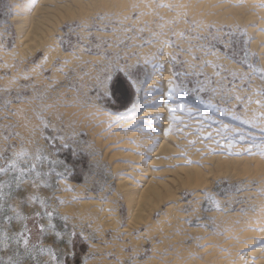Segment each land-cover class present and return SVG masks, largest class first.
Returning <instances> with one entry per match:
<instances>
[{"label": "rangeland", "instance_id": "374dc122", "mask_svg": "<svg viewBox=\"0 0 264 264\" xmlns=\"http://www.w3.org/2000/svg\"><path fill=\"white\" fill-rule=\"evenodd\" d=\"M12 1L0 0V6H4V10L0 9V48L6 57L0 59V261L7 264H76L73 253L75 235L79 236L87 246L86 253L80 258V264H105V262L107 264H147V262L150 264L151 258L152 264H218L221 259L234 258V255L237 258L241 248H244L243 235L253 230L259 235L264 221L262 213L264 212V205H262L264 204V176H262L264 175V134L255 126L260 120L264 122V64H262L264 26H259L264 23V0H261L262 2L247 0V4L245 0H213L216 3L212 0L207 2L206 0H195V2L183 0L186 4L183 3L182 7L179 6L182 0H174L177 3L169 0L168 2L172 3L171 6L167 0H128L129 4L127 0H115L116 5L113 0H104L105 3L100 0L103 1L102 4H99L101 2L98 0H83L84 2L80 0L78 5L81 8L77 5V9L75 5L73 9L83 10L87 6L85 8L87 10L84 9L87 16L83 15L84 10H79L78 13L71 8L72 13H67L74 14L76 19L64 21L60 26L55 21H58L60 17L59 19L51 17L54 19L46 20L43 10L42 13L38 12L39 16L38 14L35 17L31 16L36 23L31 21L28 15L35 7L47 6V4H39L40 0ZM110 1L114 2V5L109 3L112 7L106 3ZM209 1L212 2L209 4ZM226 3L229 5H225ZM121 4L126 6L125 10L121 9L123 7L120 6ZM197 4H202L200 10ZM248 4L251 7L246 6ZM100 5L106 8H101ZM174 5H176L175 8H179V13L178 10H174ZM188 5L191 7H189L190 10ZM218 5L225 7L219 6V9ZM232 6L235 7L232 8V12L244 8L243 13L246 14L240 15L243 14L242 10L237 13L239 17L235 14L238 11L228 13L227 10H231ZM239 6L242 7L239 8ZM161 8L168 9V12L164 9L163 12ZM247 8L249 11L246 10ZM257 8L261 10L259 12L261 15L257 12L260 11ZM144 9L146 15L140 12ZM224 9L226 14H223ZM125 11L127 14L124 13ZM182 11L187 15L189 12V15L181 16ZM209 12L211 16L208 17ZM149 13L152 14L151 18ZM125 14L128 16L125 17ZM173 14H177L178 18ZM233 14L236 16L233 17ZM248 14L254 19L246 18ZM76 15L82 17V21ZM163 15L166 17L165 20ZM214 15H218L219 18L221 15L222 18H228L229 24L222 18L220 25L211 24L212 19L218 18ZM193 16H201L202 21L197 17L194 19ZM13 17L20 18L23 22V24L20 23L21 26L23 25L25 30L28 27V30L31 29L30 31L37 33V37H33L35 35L33 33H31L33 35L29 33L32 37L30 35L25 37L26 33L20 36L15 29L16 24L11 21ZM146 17L149 18L146 19ZM238 18L246 22L240 23ZM234 19H237L235 23ZM26 22L29 23L25 25ZM38 22L40 25L37 24ZM44 24H49L48 26H52V29L47 26L44 28ZM39 26L40 30L41 27L46 29L45 33L39 30ZM37 27L38 31H35ZM43 40H47L46 44H49L50 49H54L50 50L52 53L60 48L83 64L67 68L65 72H59L62 78L56 82L52 72L55 68L59 69L61 64L55 59L53 64L50 63V67L45 69L43 51L47 45ZM40 43H44V47L40 46ZM149 45L154 51L157 49L155 51L157 56L163 55L166 48L170 50L166 49L169 55L171 54L169 62L176 81V95H178L176 100L193 105L200 114L214 117L211 127L217 130V133L223 134L222 138H226L227 132L231 134L223 140L224 143H230L231 140L232 145H235L234 148L239 147L236 149L241 150L240 153H231L225 158L223 156L225 154L212 153L213 157L223 156L224 161L227 158L231 161L232 165L230 162L227 165L230 170L226 165L220 170L226 175L219 176V171L216 170L211 176L209 175L210 177L204 173L206 179L201 188L187 189L181 187L178 181L171 182L169 188L172 194L169 197L165 196L166 199L164 198L163 202L161 197V200L155 199L151 192L142 194L143 184L137 181L136 176H126L123 175V171L115 170V167L122 169L123 166L127 168V165H135L140 156V152L135 150L133 145V138L128 134L136 131L138 127L129 128L124 125L136 121L139 114L146 109L143 105L142 89L149 81L150 68L141 63L138 52L147 46L149 48ZM241 45L244 47V52L241 51ZM35 48L38 50L34 51ZM88 56L96 59L95 62ZM85 58L89 61H84ZM3 59L4 61L6 59L5 63ZM230 61L240 66L242 70L232 68ZM38 76L44 79L42 83H38L39 79L41 80ZM118 81L122 82L121 86L129 92L128 101L124 107L122 102H117L119 95H114V88L120 85ZM62 91L65 92L64 99L60 98ZM254 103L258 104L259 110L256 111L258 107H255ZM121 107H123L122 110ZM94 108L101 113L108 112L115 116V121L106 126H102V122L94 125L87 117L81 118L76 115ZM252 108L257 116L255 113L253 116ZM253 119L254 122H250ZM139 125L142 126V124ZM92 131L96 132L95 137L91 136ZM116 134L122 135L117 138ZM237 137H240V140H237ZM96 138L101 140L99 144ZM115 138H117L116 141ZM107 139L113 141L108 142ZM140 140L142 141V138ZM252 145L254 148L250 147ZM58 146L63 149L59 150ZM215 147V151H218V146ZM256 147L258 151L255 150ZM247 148H252L259 154H249ZM66 149H70L73 156L84 154L88 159V167L83 170L80 182L68 180L73 173V168L57 154H64ZM126 155L128 157H125ZM255 155H259L258 158ZM130 156L132 157L129 158ZM237 157H240L239 160H243L244 164H248L236 163L233 166L239 161ZM251 171L256 174H252ZM257 174H262L263 180ZM120 177L131 178L132 194L117 190L116 183ZM207 177H209L208 180ZM141 202L144 204H140ZM109 209L113 211L112 214ZM102 213L104 215L101 216ZM105 214L109 216L106 217ZM163 216L169 217L170 221ZM130 217H132L130 226L132 229L122 232L123 227L129 226ZM252 217L253 220L249 221ZM30 219L35 220V226L41 232L40 240L33 245L30 243L27 230V221ZM147 223L149 229L146 227ZM239 224H242L240 226L243 229ZM237 226L241 228L240 231ZM147 231L152 232L149 234ZM257 235L253 233V236L257 237ZM207 239L213 242L210 243L209 240L207 242ZM92 245L96 246L92 248ZM237 246L241 248L235 249ZM214 248L216 255L211 254V252L214 253ZM213 260L217 261L213 262Z\"/></svg>", "mask_w": 264, "mask_h": 264}, {"label": "bare ground", "instance_id": "6f19581e", "mask_svg": "<svg viewBox=\"0 0 264 264\" xmlns=\"http://www.w3.org/2000/svg\"><path fill=\"white\" fill-rule=\"evenodd\" d=\"M12 1V0H11ZM15 1V0H14ZM83 1V0H82ZM90 1V0H89ZM95 1V0H94ZM97 1V0H96ZM99 2H101L100 0H98ZM104 1V0H103ZM102 1V2H103ZM107 1V0H106ZM113 1H115V0H113ZM130 1V0H129ZM129 1L127 0V2H128V4H129ZM151 1V0H150ZM159 1V0H158ZM169 0H167V3H169L168 2ZM173 2H175V1H177V0H172ZM181 1V0H180ZM183 1V0H182ZM205 1V0H204ZM213 1V0H212ZM212 1H209V4H210V2H212ZM215 1V0H214ZM213 1V3H216V2H214ZM217 1V0H216ZM225 1H227V0H225ZM231 1V0H230ZM235 1V0H234ZM246 1V2H245ZM244 2L247 4V0H245ZM249 1V0H248ZM253 1V0H252ZM257 1V0H256ZM256 1H254L255 3H256ZM261 1V0H260ZM13 2V1H12ZM84 2V1H83ZM83 2H82V5H83ZM98 2V3H99ZM102 2L101 3H99V4H102ZM112 1H110V2H106L107 4H109V3H111ZM120 2H122V1H120ZM126 2V1H125ZM125 2H123V4H125V5H128V4H126ZM136 2V1H135ZM134 2V3H135ZM163 2V1H162ZM161 2V3H162ZM179 2V1H178ZM192 2V1H191ZM194 2H195V0H194ZM205 2H207V0L205 1ZM229 2V1H228ZM237 2V1H236ZM262 2V1H261ZM80 3V0L78 1V0H40V2H39V4H47V6L46 7H42V5H38L37 7H35L34 8V10H32L33 12H31V14L30 15H28V16H30V18H31V16H34L35 17V15L36 14H38V12H41L42 13V10H43V13H44V18H46V20L47 19H49V18H51V17H57L58 19H59V17H60V21L58 22L57 20H55L56 21V23H58V25L60 26L61 25V23H63L64 21H67V20H71L72 21V19H74L75 17H74V14H71L72 13V11H70V9L72 8V10H76V9H73V6H75L76 5V7H77V5ZM86 3H87V1H86ZM104 3H105V1H104ZM103 3V4H104ZM117 3H118V1H117ZM137 3V2H136ZM159 3V2H158ZM165 3V2H164ZM175 3H177V2H175ZM174 3V4H175ZM182 3V4H181ZM180 4H179V6H183V3L184 4H186V2H181ZM201 3V2H200ZM229 3H231V2H229ZM253 3V2H252ZM258 3V2H257ZM90 4V3H89ZM91 4H92V2H91ZM90 4V5H91ZM106 4V5H107ZM112 5H114V2L113 3H111ZM119 4V3H118ZM117 4V5H118ZM123 4H121L120 6L122 7H120L121 9H126V8H124V7H126V6H124ZM166 4V3H165ZM164 4V5H165ZM170 4V6H171V4L172 3H169ZM196 4V3H195ZM199 4V3H198ZM197 4V5H198ZM207 4V3H206ZM224 4V3H223ZM249 4H251V2H249ZM246 5V6H250L251 7V5ZM86 5V4H85ZM105 5V4H104ZM115 5H116V1H115ZM142 5V4H141ZM145 5H146V3H145ZM144 5V7L146 8V6ZM161 5V4H160ZM192 5H194V3H192ZM196 5V6H197ZM201 5L202 4H200V5H198L199 6V10H200V7H201ZM204 5V4H203ZM214 5V4H213ZM225 5H229V4H225ZM258 5H259V3H258ZM257 5V6H258ZM109 6H111L110 4H109ZM119 6V5H118ZM132 6H133V4H132ZM165 6H167V5H165ZM164 6V7H165ZM175 6L176 5H174V10L176 9V11L178 10V13L180 12V10H179V8L177 9V8H175ZM181 6V7H182ZM187 6V5H186ZM196 6H195V8H196ZM206 6V5H205ZM205 6H204V8H205ZM209 6V5H208ZM207 6V7H208ZM219 6H221V5H218V7L217 8H219ZM78 7H80L81 8V6L80 5H78ZM78 7H77V9H78ZM100 7H101V5H100ZM102 7H104V6H102ZM101 7V8H102ZM108 7V6H107ZM112 7V6H111ZM110 7V8H111ZM128 7V6H127ZM135 7V6H134ZM136 7H138V6H136ZM148 7V6H147ZM190 6L188 5V10H190V8H189ZM194 7V6H193ZM206 7V8H207ZM216 7H214V8H216ZM222 8H224L225 6L223 5V6H221ZM238 7V6H237ZM237 7H236V9H237ZM242 7V6H241ZM240 6H239V8H241ZM256 6H254V8H255ZM80 8H79V10H80ZM85 8H87V6H85ZM84 8V9H85ZM104 8H106V6L104 7ZM110 8H107V9H110ZM117 8H119V7H117ZM116 8V10L118 11V9ZM142 8V7H141ZM141 8H140V10H141ZM150 8V7H149ZM151 8H152V6H151ZM169 8V7H168ZM184 8H186L185 7V5H184ZM203 8V7H202ZM221 8V9H222ZM231 8V10L229 9V10H227L228 11V13H230V11H231V14L232 13H235L236 11H238V12H236L235 14H237V13H240V11L242 10V12L241 13H243V9H241L240 11L239 10H236V9H234V11L235 12H232V8H235V7H230ZM83 9V10H84ZM107 9H104V10H107ZM128 9V8H127ZM135 9H137V8H135ZM143 9V8H142ZM148 9V8H147ZM146 9V10H147ZM162 9V8H161ZM161 9L159 10V12L161 11ZM164 10H166L165 8H163ZM162 9V11L164 12V10ZM171 9H172V7H171ZM181 9V8H180ZM210 9H212V8H210ZM210 9H208V10H210ZM220 9V8H219ZM257 9H259V8H257ZM264 9V8H263ZM79 10L77 11L76 10V12H78L79 13ZM82 9L80 10V11H83ZM85 10H87V9H85ZM84 10V13H83V15L85 14L86 15V11ZM123 10V11H124ZM139 10V11H140ZM149 11H150V9H148ZM147 10V11H148ZM183 10H185V9H183ZM199 10H195L196 12H198ZM246 10H248V8L246 9ZM260 10V9H259ZM129 11V10H128ZM146 11V12H147ZM167 12H168V9L166 10ZM203 11H204V9H203ZM206 11V10H205ZM215 11H216V9H215ZM215 11L213 10V12L215 13ZM220 11V10H219ZM249 11V10H248ZM253 11V10H252ZM264 11V10H263ZM67 12H71V13H67ZM76 12H74L75 14H76ZM121 12V11H120ZM140 12H143V14H145L144 12H145V9H144V11H140ZM156 12V11H155ZM174 12V11H173ZM196 12H195V14H196ZM199 12H201V11H199ZM207 12V11H206ZM255 12V11H254ZM258 13L259 12H261V10L260 11H257ZM257 12H255L256 14H257ZM40 13V14H41ZM67 13V14H66ZM82 13H81V16H82ZM124 13H126V11L124 12ZM123 13V14H124ZM139 13V12H138ZM152 13H153V10H152ZM175 13H177V12H175ZM184 13V11H182V14H181V16L182 15H185V14H183ZM192 12H190V14H191ZM203 13H205V12H203ZM210 13L211 12H209V14H208V17L209 16H211L210 15ZM251 14H252V12H250ZM127 14V13H126ZM126 14H125V17H127L126 16ZM129 14V13H128ZM162 14V13H161ZM220 13H218V15H219ZM223 14H226L225 13V9H224V11H223ZM235 14H233V17L234 16H236ZM246 14V13H245ZM244 13L243 14H240V15H245ZM250 14V15H251ZM260 14V13H259ZM79 15V14H78ZM140 15H142V14H140ZM146 15V14H145ZM144 15V16H145ZM149 15H150V13H149ZM152 15V14H151ZM151 15H150V18H151ZM158 15V14H157ZM165 15V14H164ZM163 15V17H164V20L166 19V15L164 16ZM168 15H170L169 13H168ZM174 16L176 15V17H177V14H173ZM187 15V14H186ZM188 15H189V12H188ZM187 15V16H188ZM192 15V14H191ZM198 15V14H197ZM207 15V14H206ZM218 15H214V17H217ZM253 15V14H252ZM261 15V14H260ZM38 16H39V14H38ZM77 16V15H76ZM87 16V15H86ZM159 16V15H158ZM179 17H180V15H178ZM202 16H203V14H202ZM222 16V15H221ZM220 16V18H219V16H218V18H216V20L218 21V22H213V21H216V20H213L212 19V23L211 24H213V23H218L219 24V22H220V19L222 18ZM230 16V15H229ZM229 16H227V17H229ZM257 16V15H256ZM262 16H263V14H262ZM25 17V16H24ZM37 17V16H36ZM78 17V16H77ZM123 17H124V15H123ZM123 17L121 18V19H123ZM168 17V16H167ZM171 17H173V16H171ZM176 17H174V18H176ZM186 17V16H185ZM192 17V16H191ZM196 18L197 16H193V18ZM214 17H212V18H214ZM225 17V16H224ZM237 17H239L238 16V14H237ZM242 16H240V18H241ZM246 18H248V17H252L251 19H254V17L253 16H249V14H248V16L246 15L245 16ZM264 17V16H263ZM82 18V17H81ZM80 17H78V19L79 20H81L82 21V19H81ZM84 18V17H83ZM86 18V17H85ZM138 18H139V16H138ZM142 18H143V15H142ZM149 17H146V19H148ZM160 18V17H159ZM178 18V17H177ZM193 18H191V19H193ZM194 18V19H195ZM200 19V18H202L201 16H199V17H197V19ZM207 18V17H206ZM29 19V18H28ZM33 19L34 18H31V21L33 22ZM36 19V18H35ZM41 19H43V18H41ZM54 18H51V20H53ZM56 19V18H55ZM76 19V18H75ZM87 19H88V17H87ZM169 19H171L170 17H169ZM168 19V20H169ZM210 19H211V17H210ZM222 19H226V18H222ZM221 19V20H222ZM228 19V18H227ZM226 19V22L228 21ZM229 19H230V17H229ZM233 19V18H232ZM245 19V18H244ZM250 19V18H249ZM257 19V18H256ZM37 20H40V19H37ZM86 20V19H85ZM173 20V19H172ZM201 20V19H200ZM208 21H209V19H207ZM235 20V19H234ZM237 20V19H236ZM236 20L234 21V23L236 22ZM238 20H239V18H238ZM247 20V19H246ZM258 20V19H257ZM263 20V19H262ZM11 21L12 22H14L15 24H16V30H17V32L19 33V35L20 34H22V33H26V36L25 37H28V35H30L31 33H33V34H35L34 32H32V31H30V30H28V27H27V29L25 30V28H24V26L22 25L21 26V24H23V22H22V20L20 19V18H18V17H13L12 19H11ZM35 21V20H34ZM41 21V20H40ZM43 21V20H42ZM50 21V20H49ZM87 21V20H86ZM194 21V20H193ZM202 21V20H201ZM204 21H205V19H204ZM223 21H225V20H223ZM230 21H231V19H230ZM239 21H241V20H239ZM242 21H244V22H246L245 20H243L242 19ZM242 21L240 22V23H242ZM251 22H252V20H250ZM250 21H247V22H250ZM31 22V23H32ZM43 22H46V21H43ZM51 22H53V23H55L54 21H51ZM85 22V21H84ZM135 22V21H134ZM133 22V23H134ZM211 22V21H210ZM226 22H224V23H226ZM232 22V21H231ZM261 22H263V21H261ZM21 23V24H20ZM27 23H29V22H26L25 23V25H27ZM33 23H36V22H33ZM40 22H38L37 24H39ZM42 23V22H41ZM136 23V22H135ZM134 23V24H135ZM208 23V22H207ZM233 23V24H234ZM237 23H238V21H237ZM239 23V24H240ZM37 24H35L36 26H38ZM45 24H47V23H45ZM44 24V28H45V26H47V27H49L48 25H45ZM102 24V23H101ZM204 24V23H203ZM205 24H206V22H205ZM205 24H204V26H205ZM227 24V23H226ZM228 24H229V21H228ZM243 24H245V23H243ZM247 24V23H246ZM258 24H260V23H258ZM264 24V23H263ZM259 25V26H264V25ZM40 25V24H39ZM43 25V24H42ZM52 25V24H51ZM54 25V24H53ZM207 25V24H206ZM209 25V24H208ZM220 25V24H219ZM236 25V24H235ZM238 25V24H237ZM240 25H242V24H240ZM29 26V25H28ZM55 26H57V25H55ZM54 26V27H55ZM216 26V25H215ZM218 26V25H217ZM31 27L33 28V25H31ZM52 27V26H51ZM51 27H49V28H51ZM257 27V26H256ZM30 28V27H29ZM58 28V27H57ZM61 28V27H60ZM52 29V28H51ZM250 29V28H249ZM256 29V28H255ZM35 31L37 30L38 31V27H37V29H34ZM39 30H40V26H39ZM43 30V32L46 30H44L42 27H41V30L40 31H42ZM50 30V29H49ZM29 31V32H28ZM250 31H251V29H250ZM52 32V31H51ZM253 32V31H252ZM30 33V34H29ZM45 33V32H44ZM50 33V32H49ZM48 33V34H49ZM33 34H31V35H33ZM47 34V33H46ZM46 34H43V35H45L46 36ZM30 35V37H32ZM37 35V33L35 34V35H33V37L35 36V37H37L36 36ZM107 35H109V34H107ZM106 35V36H107ZM111 35V34H110ZM21 36V35H20ZM39 36V35H38ZM41 36V35H40ZM48 36V35H47ZM49 36H51V35H49ZM258 36V35H257ZM25 37H23V39H25ZM29 37V38H30ZM43 37V36H42ZM109 37V36H108ZM263 37V36H262ZM20 39V38H19ZM35 39V38H34ZM39 39H42V38H39ZM43 39H44V37H43ZM46 39H48L47 37H46ZM263 39V38H262ZM261 39V40H262ZM38 40V39H37ZM258 40V39H257ZM28 41H30V39L28 40ZM28 41H27V43H28ZM44 41V40H43ZM50 41V40H49ZM132 41H134L133 39H132ZM264 41V40H263ZM19 42L20 43H23V41H20L19 40ZM32 42V41H31ZM35 42V41H34ZM37 42V41H36ZM38 42H40V40H38ZM42 42V41H41ZM46 42H48L47 40H45L44 41V43L46 44ZM51 42V41H50ZM131 42V41H130ZM30 43V42H29ZM44 43H40L39 45L41 46H43V44ZM26 44V43H25ZM25 44H23V46L25 45ZM136 44V43H135ZM138 44V43H137ZM160 44V43H159ZM256 44V43H255ZM22 45V44H21ZM27 45V44H26ZM32 45V44H31ZM34 45H36V44H34ZM47 46H45V49H44V57H43V59H44V61H43V65L46 67L45 69H47L48 67H50V63H52L55 59L56 60H59V63L61 64L60 66V68L59 69H54V71L52 72V73H54V77H55V79H56V82L58 81L59 82V80H61V75L59 74V72H65L66 71V69L67 68H73V67H77V65H81V64H83L82 62H77V59H76V57H75V59L72 57V55H70L69 53H65V52H63L60 48H58V50L57 51H55L54 53H52L50 50H54V49H50V46H49V44H46ZM29 46V45H28ZM39 46V50H40V47ZM157 46H158V44H157ZM34 47H37V46H34ZM44 47V46H43ZM109 47H111V46H109ZM148 47V46H147ZM147 47H145V49H141L139 52H138V59L141 61V63H143V64H145V65H147L149 68H150V78H149V81H148V83L144 86V88L142 89V97L144 98V100H143V105H145L146 106V109H144V111H142L140 114H139V116H138V118H137V120L135 121H131L130 123H127L126 125H124V126H126V127H129V128H131V127H134V126H137L138 128H137V130L136 131H133L132 133H128L129 135H131V137L133 138V140H134V142H133V145H134V147L136 148L135 150H138L140 153V156L138 157L139 159H137V161L134 163L135 165H127L126 167L127 168H125L124 166L122 167V169H120L121 167H115V170H120V171H123L124 172V174L123 175H126V176H136L135 178L137 179V181L139 182V183H141V184H143V186H141L142 188H144V190L141 192L142 194H144L145 192H151L152 194H153V197L155 198V199H160V197H161V199H162V202H163V199L165 198V196L166 197H169L170 196V194H172L171 192H170V188H169V183H171V182H176V181H178V182H180L181 183V187L183 186L184 188H187V189H192V188H201V186L203 187V184H204V180L206 179V175H204V173L205 174H207L208 176L210 175L211 176V174L213 173V171H219V176L220 175H226L225 173H221L220 172V170H222L223 169V167L225 168V166L224 165H226V167H227V165L229 164L228 162H230V164H231V161H228L227 159L224 161V158L225 157H227V155H230L231 153H234V154H236V153H238L239 151L241 152V150L240 149H236V148H239V147H235L234 148V146L235 145H232V143H231V140H230V143H227V144H225L224 143V139H226V138H228L231 134H229L227 131V133L225 134V137L226 138H222L224 135L223 134H219V133H217L216 131H215V129L214 128H212L211 127V123H213L214 122V117H212V116H208V115H203V114H200V112L198 111V109L196 108V107H194L193 105H191V104H189V103H184V102H179V101H177L176 100V96H178V95H176V81H175V79H174V77H173V73H172V69H171V67H170V62H169V56L171 55H169V52L168 51H170L168 48H164L165 50L163 51V55H161V56H157L156 54H155V51L157 50L156 48V46H155V51H154V49H152V48H150L151 47V45H149V48H147ZM159 47V46H158ZM23 48V47H22ZM154 48V47H153ZM27 49H28V47H27ZM32 49H33V47H32ZM113 49V48H112ZM38 50V48H35L34 49V51H37ZM262 50V49H261ZM130 51V50H129ZM137 51H138V49H137ZM262 51H264V49L262 50ZM80 52V51H79ZM78 52V53H79ZM74 55V54H73ZM84 56V55H83ZM86 56H87V54H86ZM5 57V53H3V51L1 50V48H0V59L1 58H4ZM79 57V56H78ZM82 57V56H81ZM81 57H80V61H81ZM85 57V56H84ZM89 57V56H88ZM6 58V57H5ZM90 59H91V61H94L95 62V60L96 59H93V58H91V57H89ZM84 59V58H83ZM171 59V58H170ZM86 60H88V58H85V60L84 61H86ZM101 60V59H100ZM1 61V60H0ZM3 61H4V59H3ZM5 61H6V59H5ZM5 61H4V63H5ZM89 61V60H88ZM76 62L78 63V64H76ZM99 62V61H98ZM139 62V61H138ZM228 62V61H227ZM264 61H262V64H264L263 63ZM56 63V62H55ZM54 63V64H55ZM97 63V62H96ZM3 64V63H2ZM53 64V63H52ZM225 64V63H224ZM7 65H8V62H7ZM91 65V64H90ZM89 65V66H90ZM93 65V64H92ZM91 65V66H92ZM230 65L232 66V68H236L238 71H241L242 70V68L240 67V66H238V65H236L235 63H233L232 61H230ZM229 65V66H230ZM2 66V65H1ZM6 66V65H5ZM10 66V65H9ZM227 66V65H226ZM225 66V67H226ZM228 66V67H229ZM11 67V66H10ZM9 67V68H10ZM42 67V66H41ZM224 67V66H223ZM1 68V67H0ZM44 68V67H43ZM58 68V67H57ZM93 68V67H92ZM3 69V68H2ZM11 69V68H10ZM34 69V68H33ZM35 70V69H34ZM236 70V71H237ZM89 71H91V70H89ZM236 71H234L235 73H236ZM237 71V72H238ZM31 72H33V70L31 71ZM35 72V71H34ZM44 72V71H43ZM230 72V71H229ZM91 73V72H90ZM242 73V72H241ZM63 74V73H62ZM63 76V75H62ZM241 76V75H240ZM238 77V76H237ZM38 78H41V77H39L38 76ZM37 78V79H38ZM50 79H53V78H50ZM64 79V78H63ZM44 81V79H42L41 78V80L39 79V81H38V83H42ZM37 82V81H36ZM35 82V83H36ZM54 83V82H53ZM52 83V84H53ZM51 84V85H52ZM55 85V84H54ZM141 87V86H140ZM48 88V87H47ZM64 91H65V89H64ZM64 91H62L61 93H60V98L61 99H64ZM69 92V91H68ZM71 92V91H70ZM141 92V91H140ZM25 93V92H24ZM71 94V93H70ZM169 96H171L172 97V99H169L168 97ZM66 97V96H65ZM141 97V98H142ZM179 98V97H178ZM69 99V98H68ZM72 99V98H71ZM59 100V99H58ZM70 100V99H69ZM75 100V99H74ZM179 100V99H178ZM62 101V100H61ZM142 101V100H141ZM60 102V101H59ZM75 102V101H74ZM74 102H72V103H74ZM65 103H67L66 101H65ZM69 103V102H68ZM255 104V107H258L257 105H256V103H254ZM253 104V105H254ZM181 106L183 107V111H181ZM247 106V105H246ZM249 107H251L250 105H248ZM248 107V108H249ZM246 108V107H245ZM72 109H74V108H72ZM71 109V110H72ZM170 109H172L173 111H169ZM260 108L258 107V109H256V111L257 110H259ZM71 110H69L71 113H72V111ZM215 110V109H214ZM246 110V109H245ZM253 112V116H254V113H255V110H254V108H252L251 109ZM250 110V111H251ZM68 111V112H69ZM74 111V110H73ZM76 111V110H75ZM218 110L216 109V112H217ZM224 111V110H223ZM249 111V110H248ZM69 112V113H70ZM76 112H78V110L76 111ZM75 112V113H76ZM69 113H67V114H69ZM220 113V112H219ZM226 113H228V112H226ZM249 113V112H248ZM258 113H259V111H258ZM213 114V113H212ZM71 115V114H70ZM75 115V114H74ZM73 115V116H74ZM77 115V117H81V118H83V117H87L88 118V120L90 121V122H92V123H94V125H95V123H97V122H102L103 123V125L102 126H106L108 123H110V122H113V121H115V119H116V117L115 116H113V115H110L108 112H99V111H97V109H89V110H87V111H82L81 113H77L76 114ZM225 115V114H224ZM255 115L257 116V114L255 113ZM67 116V115H66ZM227 116V115H226ZM230 116V115H229ZM259 117H260V114H259ZM259 117H258V119H259ZM257 118V117H256ZM254 119H255V117H254ZM254 119H253V121H250V122H254ZM263 119V118H262ZM85 120V119H84ZM249 120V119H248ZM250 120H251V118H250ZM78 121H79V119H78ZM82 121V120H81ZM87 121V120H86ZM263 121H264V119H263ZM82 123H84V122H82ZM101 123V124H102ZM139 124H142V126H140ZM92 126V125H91ZM222 126V125H221ZM254 126V125H253ZM255 126L257 127L256 129H258V130H260V131H263L262 133L264 134V122H262L261 120L259 121V122H257L256 124H255ZM84 128V127H83ZM89 128H90V126H89ZM94 128V127H93ZM222 128H225V127H222ZM231 128V127H230ZM87 129V131H88V128H86ZM101 129V128H100ZM234 129H236V128H234ZM255 129V130H256ZM90 130V129H89ZM97 131H98V128H97ZM225 131V130H224ZM236 131V130H235ZM257 131V130H256ZM130 132H131V130H130ZM96 132H93L92 131V133H91V136L92 137H95L94 136V134H95ZM120 134H118V136H117V134H116V136H117V138L118 137H120L119 136ZM257 135V134H256ZM262 136V135H261ZM91 137V138H92ZM112 137V136H111ZM127 137H128V135H127ZM263 137V136H262ZM114 138V137H113ZM113 138H111V139H113ZM117 138H115V141H116V139ZM140 138H142V141L140 140ZM242 138V137H241ZM93 139V138H92ZM229 139H232V138H229ZM96 140H97V138H96ZM108 140V142H110V141H113V140H110L109 141V139H107ZM237 140H240V137L238 138L237 137ZM114 141V142H115ZM96 142V141H95ZM101 142V140H97V144H99ZM234 142H235V140H234ZM240 143V142H239ZM259 143V142H258ZM104 144V143H103ZM108 144V143H107ZM110 144V143H109ZM236 144V143H235ZM263 144H264V142H263ZM258 146H259V144H257ZM112 147H113V145H111ZM110 146V147H111ZM117 146V145H116ZM120 146V145H119ZM125 146V145H124ZM215 146H218V151H215ZM249 146V145H248ZM247 146V147H248ZM262 146V145H261ZM109 147V149H111ZM250 147H253V145L252 146H250ZM249 147V148H250ZM114 148V147H113ZM123 148V147H122ZM132 148V147H131ZM242 148V147H241ZM246 148V147H245ZM249 148H247V149H249ZM254 148V147H253ZM133 149V148H132ZM246 149V150H247ZM257 149V147L255 148V150ZM262 149H263V147H262ZM128 150V149H127ZM217 150V149H216ZM255 150H253L252 148L251 149H249V154H254L255 152ZM257 151H258V149H257ZM256 151V152H257ZM263 151V150H262ZM214 152H218V153H221V154H225V155H223L224 156V158H223V156H218V157H213V156H211V154L212 153H214ZM239 152V153H240ZM242 152H244V151H242ZM262 153V152H261ZM221 154H219V155H221ZM255 154H259V152H257V153H255ZM264 154V153H263ZM208 155V156H207ZM256 156V155H255ZM257 156H259V155H257ZM256 156V157H257ZM125 157H128V155H126ZM132 156H130L129 158H131ZM229 157V156H228ZM244 157V156H243ZM246 157V156H245ZM244 157V158H245ZM256 157H255V159H256ZM113 158V157H112ZM240 158V157H239ZM239 158L237 157L236 159L237 160H239ZM252 158H254V157H252ZM258 158V157H257ZM135 159V158H134ZM249 159L251 160V157L249 156ZM132 160V159H131ZM250 160H248V162L250 161ZM227 161V162H226ZM235 161V160H234ZM243 160H239V161H237V162H235L234 163V165L233 166H235V164L236 163H238V165H239V163H243L242 162ZM263 161V160H262ZM261 161V162H262ZM227 163V164H226ZM251 163V162H250ZM244 164V163H243ZM243 164L241 165V166H243ZM246 164H248V163H246ZM246 164H244V165H246ZM262 164H263V162H262ZM232 165V164H231ZM238 165H236V166H238ZM251 165H253V164H251ZM254 166V165H253ZM262 166V165H261ZM229 167V166H228ZM227 167V168H228ZM239 167V166H238ZM247 167V166H246ZM246 167H245V169H246ZM258 167V166H257ZM222 168V169H221ZM231 168H233V167H231ZM248 168H249V166H248ZM247 168V169H248ZM263 168H264V166H263ZM262 167H261V169H263ZM158 169H160V170H158ZM162 169V170H161ZM254 169V168H253ZM260 169V168H259ZM260 169V170H261ZM229 170H230V167H229ZM256 170V169H255ZM254 170V171H255ZM223 171H225V170H223ZM245 171H247V170H245ZM248 171H249V169H248ZM262 171V170H261ZM260 171V172H261ZM246 173V172H245ZM251 173H252V171H251ZM259 173V172H258ZM252 174H256V173H252ZM248 175H250V174H248ZM258 176H260L261 177V175H259V174H257ZM209 176V177H210ZM257 176V177H258ZM262 176H264V175H262ZM209 177H207V180H208V178ZM259 177V178H260ZM158 178H160V179H158ZM262 178V180H263V177H261ZM260 178V179H261ZM130 179L131 178H129V179H125V178H118V180H117V183H116V186H117V190L118 191H127V194H130L131 192H132V185H131V181H130ZM261 180V181H262ZM130 181V182H129ZM260 181V182H261ZM72 184H74V183H72ZM140 184V185H141ZM205 184H206V181H205ZM260 184V183H259ZM263 184V183H262ZM171 185V184H170ZM264 185V184H263ZM263 185H262V187H263ZM132 194V193H131ZM173 194H175V193H173ZM162 196H164L163 198H162ZM175 196V195H174ZM196 196V195H195ZM197 197H198V195H197ZM143 199H145V198H143ZM160 199V200H161ZM166 199V198H165ZM164 199V200H165ZM126 200V199H125ZM261 201H263V200H261ZM261 201H259L260 203H262ZM201 202V201H200ZM89 203H91V202H89ZM93 203V202H92ZM158 203V202H157ZM86 203H84V205H85ZM140 204H144V203H140ZM156 204V203H155ZM163 204V203H162ZM82 206L81 207H83V204H81ZM86 205H88V203L86 204ZM91 205V204H90ZM97 205V204H96ZM149 205V204H148ZM157 205V204H156ZM262 205H264V204H262ZM78 206H80V205H78ZM93 206V205H92ZM101 206H102V204H101ZM87 207V206H86ZM99 207V206H98ZM108 207V206H107ZM143 207V206H142ZM78 208V207H77ZM80 209V208H79ZM141 209V208H140ZM264 209V208H263ZM138 210V209H137ZM109 211H111L110 209H109ZM79 213V212H78ZM82 213H85V212H82ZM113 213V211H111V214ZM260 213H261V211H260ZM259 213V214H260ZM263 214H264V212H262ZM81 214V213H80ZM90 214V213H89ZM92 214V213H91ZM99 214V213H98ZM79 215V214H78ZM82 215H84V214H82ZM102 215H104V213H102L101 214V216ZM166 215V214H165ZM85 217L87 216V215H84ZM83 216V217H84ZM105 216L107 217V216H109V214H105ZM167 216V215H166ZM165 216V217H166ZM173 216V215H172ZM264 216V215H263ZM80 217V216H79ZM82 217V216H81ZM90 217V216H89ZM88 217V218H89ZM98 217V216H97ZM143 217H147L146 215H143ZM164 217V216H163ZM163 217H161V218H163ZM164 217V218H165ZM175 217V216H174ZM257 217L259 218V215L257 214ZM161 218H159V220L160 221H162L161 220ZM163 218V219H164ZM169 218V217H168ZM167 217H166V219H168ZM173 218V217H172ZM171 218V219H172ZM258 218L256 219V221L258 220ZM260 218H261V216H260ZM264 218V217H263ZM84 219V218H83ZM110 219V218H109ZM130 220H129V226H127V227H123L122 229H121V231L122 232H125L126 230H128V229H132L130 226L132 225V217H130L129 218ZM173 220V219H172ZM251 220H253V217H252V219H250L249 221H251ZM261 220V219H260ZM94 221H96V220H94ZM159 221V223H161ZM168 221H170L169 219H168ZM262 221H263V219H262ZM98 222V221H97ZM145 222V221H144ZM146 222H148V221H146ZM248 222V221H247ZM253 222V221H252ZM260 221H258V224L260 225V223H259ZM264 222V221H263ZM262 222V227L259 229L260 230V232H259V235H257L256 234V232H254V230L253 231H251L250 229H252V228H250L249 230L251 231L250 233H255V235H257V237L256 236H253V233L252 234H250V233H245V235H243V237H245L244 239H245V243H243L244 244V248H241V247H239V248H241L242 250L240 251V253H239V256L236 258V256L234 255V258H236V259H234V258H232V257H228V258H226V259H221V258H219V260L220 261H218V264H264V223ZM101 223V222H100ZM149 223V222H148ZM147 223V229H149L148 228V224ZM168 223V222H167ZM171 223V222H170ZM250 223V222H249ZM242 226V224H239V226ZM252 225V224H251ZM260 225V226H261ZM95 226H99V225H95ZM102 226V225H101ZM109 226H111V225H109ZM239 226H237V228L239 227ZM240 226V227H241ZM245 226V225H244ZM249 226V225H248ZM247 226V227H248ZM103 227V226H102ZM107 227V226H106ZM129 227V228H128ZM149 227H151V226H149ZM246 227V228H247ZM97 228V227H96ZM104 228V227H103ZM111 228V227H110ZM118 228V227H117ZM242 229H243V227H241ZM241 228H238L239 229V231L241 230ZM245 228V229H246ZM99 229V228H98ZM254 229V228H253ZM153 230V229H152ZM167 230V229H166ZM234 231H237V230H235V229H233ZM258 230V231H259ZM103 230H101V232H102ZM134 231V230H133ZM238 231V232H239ZM244 231V230H243ZM245 231H247V230H245ZM100 232V231H99ZM100 232V233H101ZM148 233L149 232H152V231H147ZM237 232V233H238ZM242 232V231H241ZM147 233V234H148ZM164 233H166V232H164ZM163 233V234H164ZM231 233V232H230ZM240 233V232H239ZM243 233V232H242ZM241 233V234H242ZM243 233V234H244ZM102 234V233H101ZM150 234V233H149ZM148 234V235H149ZM159 234V233H158ZM191 234V233H190ZM235 235H236V232L234 233ZM240 238H242L241 236H239ZM238 238V237H237ZM240 238H238V239H240ZM212 239V238H211ZM208 240L209 239H207V242H208ZM213 240H215V239H213ZM243 240V239H242ZM241 240V241H242ZM240 241V242H241ZM209 242H210V240H209ZM213 242V241H212ZM212 242H210V243H212ZM229 242V241H228ZM210 245V244H209ZM238 245V244H237ZM93 246H96V245H92V248H94ZM214 247H215V245H213ZM216 246H218V245H216ZM233 246H234V244H233ZM233 246H232V249H233ZM236 246V245H235ZM100 247V246H99ZM210 246H208V248H209ZM243 247V246H242ZM207 248V249H208ZM216 248V247H215ZM215 248H214V253L213 252H211V254L213 255H216V251H215ZM238 248V246L237 247H235V249H237ZM238 248V249H239ZM206 249V248H205ZM206 249V250H207ZM210 249V248H209ZM91 250V249H90ZM96 250H97V248H96ZM99 250V249H98ZM211 250L213 251V249H212V247H211ZM234 250V249H233ZM94 251H95V249H94ZM205 251V250H204ZM232 251V250H231ZM230 251V252H231ZM233 252V251H232ZM231 252V253H232ZM210 255V254H209ZM211 255V256H212ZM151 256V255H150ZM224 256V255H223ZM209 256H207V260L209 259L208 258ZM213 257H215V256H213ZM225 257V256H224ZM223 257V258H224ZM213 259V258H212ZM215 259V258H214ZM101 260H103V259H101ZM174 260H175V258H174ZM151 261H152V263H153V260H152V258H151ZM191 261H192V259H191ZM209 261V260H208ZM215 261H217V260H215ZM214 260H213V262H215ZM102 263H103V261H101ZM145 262V261H144ZM143 262V263H144ZM147 262V261H146ZM155 262V261H154ZM175 262V261H174ZM89 263V262H88ZM142 263V262H141ZM151 262H150V264H152ZM104 264V263H103ZM105 264H107L106 262H105ZM140 264V263H139ZM147 264H148V262H147ZM212 264V263H211Z\"/></svg>", "mask_w": 264, "mask_h": 264}, {"label": "trees", "instance_id": "16d2710c", "mask_svg": "<svg viewBox=\"0 0 264 264\" xmlns=\"http://www.w3.org/2000/svg\"><path fill=\"white\" fill-rule=\"evenodd\" d=\"M0 9L4 10V6H0ZM241 47V51L244 52V47L242 45ZM219 49L221 50V48ZM232 60L239 64L236 60ZM138 68L143 69L142 67ZM58 149L61 150L63 148L58 146ZM57 154L67 163V165L73 168V173L68 177V180L71 182H80V178L83 176V170L88 167L87 157L84 154H77L76 156H73V153L70 149H66L64 154ZM34 222L35 220L33 219L27 221L29 240L32 245L36 244L41 238V232L35 226ZM86 251L87 246L85 245L84 241L79 236L75 235L73 238V253L76 264H80V258L86 253Z\"/></svg>", "mask_w": 264, "mask_h": 264}, {"label": "flooded vegetation", "instance_id": "af4514ba", "mask_svg": "<svg viewBox=\"0 0 264 264\" xmlns=\"http://www.w3.org/2000/svg\"><path fill=\"white\" fill-rule=\"evenodd\" d=\"M121 85H123L122 82H120V85L118 87L114 88L115 89L114 95L115 94L119 95V98H118L117 102H119V103L122 102L123 103V107H124V105H126V103L128 101L129 92H128L127 89L124 88V86H121ZM123 107H121V110H122Z\"/></svg>", "mask_w": 264, "mask_h": 264}, {"label": "snow or ice", "instance_id": "6c2138e0", "mask_svg": "<svg viewBox=\"0 0 264 264\" xmlns=\"http://www.w3.org/2000/svg\"><path fill=\"white\" fill-rule=\"evenodd\" d=\"M255 71V70H254ZM169 99H172L171 96L168 97ZM169 111H173L172 109H170ZM181 111H183V107L181 106ZM241 123H243V121H241ZM249 127H252V125H249ZM0 264H7V262H3V261H0Z\"/></svg>", "mask_w": 264, "mask_h": 264}, {"label": "water", "instance_id": "95a60500", "mask_svg": "<svg viewBox=\"0 0 264 264\" xmlns=\"http://www.w3.org/2000/svg\"><path fill=\"white\" fill-rule=\"evenodd\" d=\"M118 83H120V81H118Z\"/></svg>", "mask_w": 264, "mask_h": 264}]
</instances>
